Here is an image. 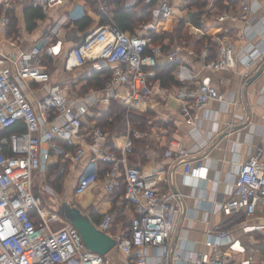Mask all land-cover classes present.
<instances>
[{
	"label": "built area",
	"instance_id": "1",
	"mask_svg": "<svg viewBox=\"0 0 264 264\" xmlns=\"http://www.w3.org/2000/svg\"><path fill=\"white\" fill-rule=\"evenodd\" d=\"M95 7L107 20L97 23L85 32L75 45L62 49L61 41L35 43L20 47L16 35H9V15L5 2L0 11V264H107L105 255L87 250L78 230L41 203L33 192V179L37 172L46 168L48 146L56 147L62 141L75 146L70 158L74 163L87 161L75 185V193L81 194L99 179L102 164L109 166L102 179L104 189L111 193L123 183V195L134 213L129 221V234L118 238L115 247L131 256L128 264H147L149 248L158 249L156 264H168L171 257L180 260L181 253L171 252L169 239L179 211L177 194L165 192L158 186L157 172L145 171L128 164L135 140L142 131L127 127L123 134H109L99 126L84 131L83 120L76 109V98L56 85L48 86L50 74L44 62L46 55L63 57L64 70L70 71L90 63L94 69L110 70L111 78L97 100L107 104L110 99L123 103L127 109H135L134 102L156 95L160 100L172 97L179 101L186 118H195L196 111L210 100L224 101L225 95L214 85L205 82H190L188 74L178 85L152 87L149 68L156 65L160 56L172 59L180 51L175 44L165 53L160 45H151L147 34H131L122 30L112 19L108 0H93ZM145 3L152 0H136ZM236 12L224 10L216 20H241L248 22L252 11L251 0H234ZM23 4L41 8L47 12V0H19ZM86 2V1H84ZM131 5V4H130ZM84 5L76 3L73 12L64 14V21L83 15ZM72 12V13H73ZM156 18H174L173 0H156L151 9ZM147 23L142 28H153ZM194 29L205 34L200 28ZM224 33L227 29H223ZM246 36V32L242 34ZM200 38V37H198ZM218 41L212 59H207L208 45L203 44L199 57L207 71H219L235 67L236 56L229 41ZM53 42V43H52ZM253 49L241 59L249 65L260 56ZM37 89H44L38 96ZM29 95L35 100H30ZM21 121L24 130L5 134V130ZM197 134V125L194 126ZM46 144L47 147H43ZM197 146L177 145L175 155L184 164V174L206 177L207 167L202 159H192ZM62 167H59V171ZM61 172V171H60ZM264 205V161L260 156H251L237 172L231 196L222 203L225 215L242 213L250 218L258 205ZM36 213L34 218L31 212ZM62 221V225L59 222ZM113 215L105 212L96 223L107 231ZM244 230L264 231V221L245 226ZM206 250L187 255L189 264H264V258L255 259L231 231L221 225H214L205 233Z\"/></svg>",
	"mask_w": 264,
	"mask_h": 264
},
{
	"label": "crops",
	"instance_id": "2",
	"mask_svg": "<svg viewBox=\"0 0 264 264\" xmlns=\"http://www.w3.org/2000/svg\"><path fill=\"white\" fill-rule=\"evenodd\" d=\"M84 1L86 0H47L45 17L37 20L36 27L31 31L26 30L23 21L25 4L19 0H0V5H3V9L5 2L9 3V8L17 17L16 36L20 47L60 40L62 49L65 50L75 45L79 37L94 28L102 17L97 7L92 10ZM215 1H221L220 5L224 7L222 11L215 12ZM251 1L253 8L249 13L248 22L245 23L241 20L217 22V16L224 10L237 11L235 1L208 0V3H212L208 5L212 16L210 21L212 20L214 24L212 26L227 29L226 33L221 32L222 39L229 41L233 46L236 56L235 67L207 71L202 67L204 61L195 55L192 49L184 51L180 49L179 58L182 61L172 72L173 78L179 82L191 74L193 78L190 82L205 81L214 85L224 93V101H208L196 111L195 118L183 116L179 101L172 97L160 100L153 95L148 99L134 102L139 111L148 113L147 124L150 130L142 131L138 138L146 141L144 152L142 155H139V152H132L127 159L128 164L139 166L145 171L157 172L160 177L158 183L160 189L177 194L179 201L180 208L169 246L171 252L177 251L183 257L180 260L171 257L168 264H189L184 257L189 254L193 256L197 251H207L203 243L205 233L214 225H221L239 237L253 258H264V231L244 230L245 226L264 221V205H258L255 215L250 218L244 217L240 212L225 215L221 208L222 203L231 196L237 172L242 164L257 154L264 161V66L256 75L260 66L264 64V0ZM187 2L188 0H173V3H178L179 8L186 7ZM76 3L84 5V9L92 18V23L83 31L78 30L72 20L64 21V14L76 15L73 12ZM137 3L136 0H124L126 6H134ZM152 18L156 17L152 15ZM201 21L204 23L203 19ZM144 24H140L135 32L147 33V30L142 28ZM244 32L245 37L242 35ZM196 36L201 37V33ZM217 37L219 36L213 35L214 39ZM253 49H258L260 56L249 65L243 64L242 57ZM49 56L51 60L46 62L50 74L48 86L56 85L76 98V109L84 122L85 132L95 124L92 105L96 104V99L102 91L93 87L84 91L82 88L87 81L85 73L91 71L93 67L87 63L83 67L67 71L63 68L62 54ZM159 58L164 61L166 57ZM152 87L161 85L157 80H153ZM44 91L37 89L36 93L39 96ZM29 98L32 101L36 99L31 95ZM78 98L85 102L82 103ZM195 124L196 136L193 135ZM58 142L56 147H47L43 144V147L48 148L50 155L46 160V168L34 176V194L40 197L43 205L55 212L62 201L75 205L95 223L105 212H110L113 221L106 232L117 239L125 236L129 230V223L126 228L123 221L125 218L130 221L134 210L125 200L123 193L116 187L114 194V190L111 193L107 192L101 178L81 194L75 193L78 176L84 169L87 158L85 156L82 161L74 163L70 158L74 151L73 147L62 141ZM178 144L188 148L197 146L191 158L203 160L207 167L206 177L197 176L195 169L191 175L184 174V164L175 155ZM59 167H62L61 172ZM34 214L36 217V213ZM61 220L63 223L67 222L62 217ZM62 221L59 225H62ZM257 234L261 236L257 237ZM157 252L158 249L154 248L147 250L149 255L147 264H156ZM105 260L107 264H128L132 257L114 247L105 254Z\"/></svg>",
	"mask_w": 264,
	"mask_h": 264
},
{
	"label": "trees",
	"instance_id": "3",
	"mask_svg": "<svg viewBox=\"0 0 264 264\" xmlns=\"http://www.w3.org/2000/svg\"><path fill=\"white\" fill-rule=\"evenodd\" d=\"M198 1L200 0H188L186 6L192 7L193 11L190 12L188 18H184L180 20L176 27H173L171 23H173L172 19L163 20L161 18H152L151 9L156 4V0H152L151 2L145 3L143 1H139L134 6H126L124 4V0H108V4L111 6V16L113 21L124 31L129 32L131 34L135 33L136 28L140 24L148 23L153 21L154 27L147 30V34L151 37V45H160L162 51L165 53L169 50L173 45L169 42V40L181 38L182 30L185 27V23H189L194 25L195 27H202V12L198 9L200 8L198 5ZM208 2V0H205ZM203 1L202 6L206 3ZM221 1H215V12H220L224 8L220 5ZM87 5L92 10L95 9V2L93 0H86ZM3 5H0V11ZM197 8L198 10L194 9ZM6 13L9 15V24H8V33L9 35H17V17L14 14V11L10 8L6 9ZM45 17V13L41 8L33 7L32 5L25 4L23 8V21L25 24V28L28 31L33 30L36 27V22L39 19H43ZM107 20V18L102 15L99 23H103ZM72 23L75 27L83 31L85 27L89 26L92 23V18L87 13V10L83 9V15L77 19L72 20ZM177 24V23H176ZM175 26V25H174ZM214 26H211L212 28ZM210 29L206 30V33L200 37L196 38L193 41V45H189L188 49H192L195 55H198L200 48L203 44H207L209 51L207 59H212L215 54V49L217 47V41L214 40L213 36H211ZM179 52L172 59L165 58L164 61H161L158 58V61L155 66L148 69L150 72L149 80H157L161 87H170L171 85L180 84L179 81L175 80L172 76V72L182 61L179 58ZM199 56V55H198ZM47 60L44 59V62L48 63L51 57L48 55L45 56ZM87 81L83 85V90L85 91L89 87H93L95 89L103 90L107 84L110 82L111 71L110 70H102L99 71L97 69H91V71H87L85 73ZM104 109L99 112V115L96 116L94 114L95 124L94 126H99L103 129V131L107 132L109 138L114 134H120L125 132L126 126H132L133 128L138 129H146L148 127L147 122V112L135 110V109H127L126 106L113 99L111 103L104 105ZM84 126V122H83ZM93 127V126H92ZM24 130V125L21 121H17L15 124L11 125L9 128L5 130V134L11 133L13 131H22ZM134 144L133 152H139V155H142L146 148L145 139H136ZM68 145V144H67ZM71 146V145H69ZM73 150H75V146H72ZM141 151V152H140ZM109 166L106 164H102V168L99 172V177L103 178ZM60 176V175H59ZM118 190L123 193L124 185L119 181V184L116 186ZM115 193V189L113 194ZM31 215L35 218V214L32 211ZM129 234V230L126 235ZM260 234H257V237H260Z\"/></svg>",
	"mask_w": 264,
	"mask_h": 264
},
{
	"label": "water",
	"instance_id": "4",
	"mask_svg": "<svg viewBox=\"0 0 264 264\" xmlns=\"http://www.w3.org/2000/svg\"><path fill=\"white\" fill-rule=\"evenodd\" d=\"M263 66L264 64L260 66L256 75ZM56 213L78 230L85 248L90 252L105 255L116 246L118 239L98 228L90 216L83 213L77 206L62 201L58 204Z\"/></svg>",
	"mask_w": 264,
	"mask_h": 264
},
{
	"label": "rangeland",
	"instance_id": "5",
	"mask_svg": "<svg viewBox=\"0 0 264 264\" xmlns=\"http://www.w3.org/2000/svg\"><path fill=\"white\" fill-rule=\"evenodd\" d=\"M203 1H205V0L198 1V3H199L198 6L199 7L201 6L198 9L202 12L201 17L204 20V23H202V27L200 29H202V31L204 33H206V30L209 28L211 30L210 33H209L211 36H213L214 34L215 35H218V36H222V34H221V32L223 30L222 27L221 28L220 27H212V28H210L214 24H213L212 20L210 21V19L212 18V16L210 14L211 11L209 10L208 5H210L212 3H210V2L208 3V2L205 1L206 3L202 6ZM189 5L190 4H188L184 8H182V7L179 8L178 3H173V14H174V18L172 19L173 20L172 21L173 23H171L173 25V27H176L179 24L178 22L180 20H182L184 18H188L190 12L193 11L192 7H190ZM194 9L198 10L197 8H194ZM182 31L183 32L181 34V38L180 39L179 38H177V39L175 38V39L169 40V42L171 43V45H175V44L179 45L180 48L184 51V50H187L189 48V45H193V41L197 38L196 35H198L199 32H196V30L194 29V25L189 24V23H185V27H184V29ZM214 40L217 41V39H214ZM217 44H218V41H217ZM78 100H81L82 103L85 102L82 98H78ZM112 100L113 99H110V102L109 103H111ZM109 103H107V104H109ZM107 104L101 103V102H99L97 100L96 104H93L92 105V108H94V113H96V116L99 115V112L102 109H104L103 108V107H105L104 105H107ZM78 110H79V108H78ZM89 110H91V109H89ZM83 118H85L84 115H83ZM127 127H128V125L126 126L125 129H127ZM130 128H133V127L130 126ZM136 129H138V128H136ZM148 129L149 128L147 127L146 129H139V130L146 132V131H148ZM123 133H124V131H123ZM123 133H120V134H123ZM123 223H124L125 227L127 228L128 227V223H129V219L125 218L124 221H123Z\"/></svg>",
	"mask_w": 264,
	"mask_h": 264
}]
</instances>
